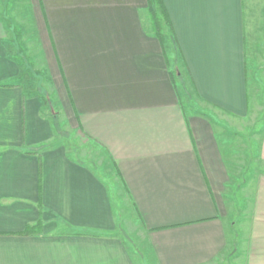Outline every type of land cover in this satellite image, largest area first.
<instances>
[{
    "label": "crops",
    "instance_id": "0c3cea01",
    "mask_svg": "<svg viewBox=\"0 0 264 264\" xmlns=\"http://www.w3.org/2000/svg\"><path fill=\"white\" fill-rule=\"evenodd\" d=\"M164 1L197 96L247 120L246 0ZM146 9L0 0V264H137L107 182L58 142L57 104L111 159L154 264H264V110L239 184L222 118L185 112Z\"/></svg>",
    "mask_w": 264,
    "mask_h": 264
},
{
    "label": "rangeland",
    "instance_id": "374dc122",
    "mask_svg": "<svg viewBox=\"0 0 264 264\" xmlns=\"http://www.w3.org/2000/svg\"><path fill=\"white\" fill-rule=\"evenodd\" d=\"M250 2L249 5V0H246L249 9L246 12V23L248 24L246 42L249 102L252 109L247 120L232 118L200 100L172 35L169 36L166 44L173 80L177 84L185 112L195 114L200 113V111H209L212 116L222 118L223 125L220 124L219 131L226 143V152L237 178H243H239V184L242 181L244 183V179L253 178L256 175L257 143L255 133L258 125H254V120H256V115H259V111L264 110V0H251ZM45 109L49 116L55 113L58 115L55 123L58 142L65 145L73 158L91 165L107 182L115 200V208L121 227L120 236L130 246L137 264H154L153 258L147 250V245L143 242L139 218L118 180L115 167L107 153L94 142L73 131L61 106L57 104Z\"/></svg>",
    "mask_w": 264,
    "mask_h": 264
},
{
    "label": "trees",
    "instance_id": "16d2710c",
    "mask_svg": "<svg viewBox=\"0 0 264 264\" xmlns=\"http://www.w3.org/2000/svg\"><path fill=\"white\" fill-rule=\"evenodd\" d=\"M145 14H146L145 26H146L147 30L151 31L152 34L159 40V42L162 46V49H163L165 59L167 60L169 66H170V61H169V57L167 54V45L166 44H167V41L169 40V36L172 35V37H173V39H175V41L177 40V38H176V33H175L174 26H173V22H172V19L170 17L168 8L165 4V1L164 0H147V9H146ZM177 46H178V43H177ZM178 48H179V46H178ZM172 74L173 73L170 72L172 83L174 85L175 90H177V93H178L179 90H178L176 82L173 80ZM179 99H180V95H179ZM41 167H42V165L40 163V168ZM41 227H42V224L39 223L36 226L27 227L23 232L12 233V234H8V235L34 236L35 234L40 233L39 229H41ZM84 233L86 235H93V236L103 234V233H100L98 231H84ZM0 235H6V234L2 233Z\"/></svg>",
    "mask_w": 264,
    "mask_h": 264
}]
</instances>
